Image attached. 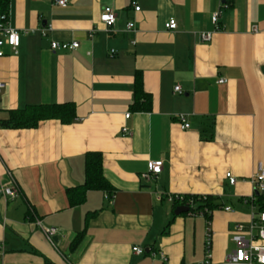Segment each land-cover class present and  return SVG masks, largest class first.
<instances>
[{
    "label": "crops",
    "instance_id": "0c3cea01",
    "mask_svg": "<svg viewBox=\"0 0 264 264\" xmlns=\"http://www.w3.org/2000/svg\"><path fill=\"white\" fill-rule=\"evenodd\" d=\"M53 1L9 0L8 24L20 33L16 52L1 47L0 120L9 109L65 102L75 115L0 127V187L11 175L18 189L13 199L0 193V264H197L205 217L175 214L187 206L171 195L211 198L210 252L220 263L234 248V225L250 220L246 200L264 167V0ZM105 6L117 17L107 30ZM215 11L219 28L202 41ZM171 18L177 27L165 29ZM53 40L78 47L52 50ZM135 76L150 96L146 110L132 107ZM87 152L101 153L112 192L89 189L71 204L67 190L83 183ZM157 160L160 173L142 178ZM36 222L57 228L53 244Z\"/></svg>",
    "mask_w": 264,
    "mask_h": 264
},
{
    "label": "built area",
    "instance_id": "2783aa9c",
    "mask_svg": "<svg viewBox=\"0 0 264 264\" xmlns=\"http://www.w3.org/2000/svg\"><path fill=\"white\" fill-rule=\"evenodd\" d=\"M220 4L223 5L226 0H219ZM54 4L59 6H65L66 0H54ZM134 11H139L140 7L132 2ZM219 16L220 13L215 11L211 15V23L214 26V30L210 32H199L198 37L202 41H209L214 33L219 28ZM99 20L104 25L105 29H109L113 26L117 20L114 9L111 6H105L101 10L99 14ZM133 23L128 22L126 24V28L131 30L133 28ZM165 29L173 30L177 27L176 21L171 18L164 24ZM49 28H44L42 30V34H45L46 30ZM19 31L8 24V15L3 18V21L0 22V56L4 55L1 47L6 45L9 46L14 52H16V47L19 42ZM78 47L77 41L71 42H57L51 41L50 48L52 50H73ZM114 50H110V55H113ZM226 79L219 78L217 83H224ZM5 88V82L0 81V93ZM174 92L181 93V89L178 85L174 86ZM129 113L125 114V117H128ZM178 120L180 127L182 129H186L189 127V124L185 121V118L182 114L178 115ZM122 132L124 134L129 135L130 132L126 128H122ZM162 161H151L148 163L147 171L141 174V177L145 180H151L157 174L160 173L162 168ZM225 178L229 185H233L236 182V179L231 175L230 172L225 173ZM253 182L255 184L256 189L258 190V194H264V167L258 163L257 171L254 175ZM0 193L4 196L13 199L18 195L17 184L13 177L9 175L8 181L0 187ZM170 200H178L179 202H183L187 206L189 215H202L205 217V235H204V256L203 259L197 264H264V210L259 211L256 210L254 202L256 200V196H252L249 199V203H251L252 211L250 214V220L246 223L238 222L234 225L230 240L232 241L234 248L225 255L224 259L220 263L212 262L211 258V238H212V230L210 227V213L211 209L207 207L197 208V203L195 202V198L193 196H189L186 200H184V196L181 195H171L169 196ZM197 199L204 200L205 197H197ZM184 200V201H183ZM224 210H230V207H224ZM36 224L41 228L45 237L50 243H54L53 238L57 235V228L55 227H44L41 226L40 222H36ZM132 251L136 255H142L145 253V250L141 247H132ZM150 255L153 257L156 255V252L149 251ZM160 260L166 261V255L159 251L157 252Z\"/></svg>",
    "mask_w": 264,
    "mask_h": 264
},
{
    "label": "trees",
    "instance_id": "16d2710c",
    "mask_svg": "<svg viewBox=\"0 0 264 264\" xmlns=\"http://www.w3.org/2000/svg\"><path fill=\"white\" fill-rule=\"evenodd\" d=\"M9 0H0V22L8 15ZM150 102V96L143 91L141 80L135 76L134 84V101L132 107L134 109L146 110ZM75 115V106L71 102L30 105L22 108L8 110V118L0 120L2 128H35L39 122L44 120L56 119L62 123L72 121ZM84 181L82 184L67 190L68 199L71 204L81 203L84 199L85 192L89 189H97L111 194L112 186L105 178L102 169V157L100 152H87L84 156ZM189 196H193L197 203V208L207 207L212 210L214 205L211 198L207 195H185L184 200ZM204 196L205 199H197ZM183 200V201H184ZM179 203L178 200H173ZM256 210H264V194L256 195L254 202ZM81 233L77 234L73 240L76 245L80 240Z\"/></svg>",
    "mask_w": 264,
    "mask_h": 264
},
{
    "label": "water",
    "instance_id": "95a60500",
    "mask_svg": "<svg viewBox=\"0 0 264 264\" xmlns=\"http://www.w3.org/2000/svg\"><path fill=\"white\" fill-rule=\"evenodd\" d=\"M180 211L186 212L187 208H178L175 210V214H178ZM53 240L55 241V238H53ZM145 251H147V249Z\"/></svg>",
    "mask_w": 264,
    "mask_h": 264
}]
</instances>
